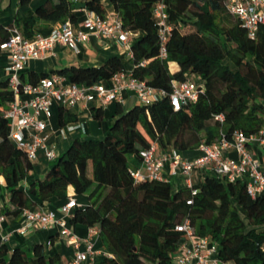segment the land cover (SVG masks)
<instances>
[{
    "label": "trees",
    "instance_id": "obj_1",
    "mask_svg": "<svg viewBox=\"0 0 264 264\" xmlns=\"http://www.w3.org/2000/svg\"><path fill=\"white\" fill-rule=\"evenodd\" d=\"M158 2L165 5L171 28L165 58L160 57L153 15ZM109 4L122 27L134 35L132 70L128 71L129 61L123 56H112L97 67L64 68L55 74L70 83L92 86L125 73L165 96L128 109L117 104L104 138L76 139L54 160L43 180H29L33 161L9 138L6 113L14 93L7 80L0 81V178L9 193L0 217H18L24 209L39 207L54 210L52 201L64 204L71 186L75 196H85L88 204L77 207L69 223L100 230L105 255L93 264H172L186 239L175 228L185 219L190 220L195 237L216 244L221 262L264 264V193L252 199L244 180L226 183L206 176L201 185H193L197 194L192 195L188 187L136 182L131 174L141 166L139 152L154 142L162 150L183 153L222 136L232 140L235 132L250 136L264 130V25L255 39H249L221 0H109ZM84 11L103 18L106 0H46L34 15L15 19L9 27L0 24V45L9 39L12 27L30 39L38 22H70L74 27L84 19ZM170 63L177 64L176 72H170ZM48 76L28 72L20 78L35 84ZM186 80H198L200 95L174 111L169 95L175 84ZM92 111L94 119L102 118V108ZM58 117L59 125L76 121L67 108L60 107ZM0 264L55 263L46 258L41 244L11 253L2 244Z\"/></svg>",
    "mask_w": 264,
    "mask_h": 264
},
{
    "label": "built area",
    "instance_id": "obj_2",
    "mask_svg": "<svg viewBox=\"0 0 264 264\" xmlns=\"http://www.w3.org/2000/svg\"><path fill=\"white\" fill-rule=\"evenodd\" d=\"M68 1L76 3L79 0ZM221 1L225 10L239 21L247 37L255 39L260 26L264 25V0ZM153 15L160 41V57L165 58L167 55L165 43L171 28L167 23L168 17L162 2L155 5ZM9 33V39L0 45L1 51L8 56L6 80L8 88L15 97L6 113V118L10 122L9 138L31 161L36 159L38 149H45L49 161L56 159L53 149L46 148V138L43 136L54 105L69 108L82 103L84 106L95 104L101 108L112 102H121L123 90L133 92L142 104H151L165 96L163 91H156L125 73L114 76L111 80L112 86L109 88L102 85H77L58 74L42 78L35 84L21 80L20 75L31 60L44 59L57 44L76 50L78 44L87 41L90 36L118 43L125 56L132 59L131 42L134 35L122 27L116 13L102 18L93 12L84 11V19L79 23L77 30L70 22H64L52 28L48 35L37 33L30 39L25 38L15 27L10 28ZM144 64V61L140 63V65ZM200 92L201 86L197 80H186L175 84L169 95L172 109L179 111L184 105L196 102ZM216 119L223 121L221 115L216 116ZM75 128L78 126L69 127V130ZM252 146L264 147V130L250 136L235 132L232 140L222 136L213 144L203 143L198 148L201 154L192 160L184 158L174 149H160L157 152L159 145L154 142L139 152L141 166L131 174L136 182L148 180L164 183H168L172 176L182 175L186 178L192 195H196L197 189L190 184L192 171L195 168L211 166L213 174L226 183L244 180L247 194L255 199L264 193V169H261L258 160L250 151ZM229 148H234L238 154L237 158L224 155ZM166 165L169 169L165 173ZM187 204H191V201ZM77 207L79 206L76 200L69 197L58 210L24 209L21 215L25 223L21 232L36 227L47 228L57 225L60 235L65 237L74 248V253L67 264H93V257L96 254L94 238L99 237V228H89L86 237L80 238L65 224V219L70 218ZM2 220L3 217H0V222ZM175 229L185 234L186 239L183 241L189 242V245L180 246L172 264H225L217 257L216 244L207 238L194 236V228L189 219H185ZM81 244L85 245L84 250H80Z\"/></svg>",
    "mask_w": 264,
    "mask_h": 264
},
{
    "label": "crops",
    "instance_id": "obj_3",
    "mask_svg": "<svg viewBox=\"0 0 264 264\" xmlns=\"http://www.w3.org/2000/svg\"><path fill=\"white\" fill-rule=\"evenodd\" d=\"M46 0H0V24L9 27L14 24L15 19H21L34 15L35 9L38 5L44 3ZM107 14L111 16L115 12L106 0ZM59 23L40 21L35 27L36 34L46 36L51 29ZM75 30L79 28V24L73 27ZM123 56L128 62V71L132 70L133 64L131 59L125 56L121 46L118 43L90 36L87 41L79 43L77 49H71L62 44L54 46L51 53H48L44 59L31 60L25 70L24 74L33 72L36 74H55L56 70L70 68V67H97L102 65L109 57ZM8 65V56L4 51L0 53V81L7 79L6 67ZM169 69L171 73L178 70L176 63H170ZM104 87H111L112 81L103 83ZM121 102H112L101 107L103 116L101 119L93 118L94 108H100L95 104H88L84 106L82 103L74 107L67 108L68 111L76 116L75 122L59 125V108L54 105L52 107V116L47 122V127L43 132L46 138L45 145L48 149H53L56 159L66 153L70 145L76 140L86 139H102L105 137L113 120L114 110L117 104H120L124 109H128L135 104L140 103L135 94L129 90H123L121 93ZM78 126L73 130L69 127ZM158 147L157 152L160 151ZM252 154L258 160L261 169H264V147L252 146L250 148ZM201 152L198 149L181 153V155L189 160L198 157ZM225 156L237 158L238 154L234 148H229L224 152ZM54 161H49L45 154V149H38L36 152V159L33 161V169L30 173L29 180L41 179L46 175ZM165 173L168 171V165L165 166ZM206 176H215L211 170V166H204L195 168L191 173L190 184L201 185ZM169 182L176 188L188 187L186 178L182 175H175L170 177ZM0 210L2 207L8 205L9 193L4 187V180L0 178ZM25 188L29 183H25ZM69 197L76 200L79 207L88 204L85 196L76 197L71 186L67 189ZM54 210H58L61 205L60 201L54 200L51 203ZM40 208V207H39ZM59 216V213H57ZM24 218L20 214L18 217H3L0 222V245L5 244L9 253L15 248L30 250L36 244H41L44 247L46 258L52 260L55 264H67L71 259L74 248L68 240L61 236L57 225L49 226L47 228L36 227L21 232L24 225ZM66 226L80 238H85L89 232L88 227L73 226L69 223V218L65 219ZM181 245H189V242L182 241ZM180 246L178 249H180ZM85 245L81 244L80 250H84ZM94 250L96 254L93 257V263L99 261L105 252L103 250L100 237L94 238Z\"/></svg>",
    "mask_w": 264,
    "mask_h": 264
},
{
    "label": "rangeland",
    "instance_id": "obj_4",
    "mask_svg": "<svg viewBox=\"0 0 264 264\" xmlns=\"http://www.w3.org/2000/svg\"><path fill=\"white\" fill-rule=\"evenodd\" d=\"M198 81V80H197ZM45 178V175L42 176V178L40 180H43Z\"/></svg>",
    "mask_w": 264,
    "mask_h": 264
}]
</instances>
